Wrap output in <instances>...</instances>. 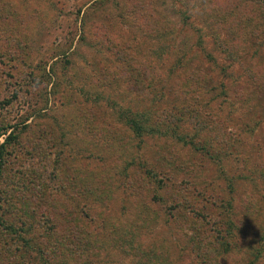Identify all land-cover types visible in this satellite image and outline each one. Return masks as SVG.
<instances>
[{"label": "rangeland", "instance_id": "obj_1", "mask_svg": "<svg viewBox=\"0 0 264 264\" xmlns=\"http://www.w3.org/2000/svg\"><path fill=\"white\" fill-rule=\"evenodd\" d=\"M10 133L0 264H264V0H0Z\"/></svg>", "mask_w": 264, "mask_h": 264}, {"label": "trees", "instance_id": "obj_2", "mask_svg": "<svg viewBox=\"0 0 264 264\" xmlns=\"http://www.w3.org/2000/svg\"><path fill=\"white\" fill-rule=\"evenodd\" d=\"M146 122V126L144 125V121L141 120V121H137L136 119L134 118H127L125 119V123L129 125V127L132 128V131L135 132V134L139 135L142 131H144L145 133H151V132H154V131H157L159 132V130L157 129V125L156 123H153L151 121L148 122V120H145ZM170 132H172L171 134L174 135V136H178L176 135L175 132H173V129H170L169 130ZM11 137V138H15L13 135L8 134L4 140L0 143V167H1V156H2V147L4 145V142L7 141V139ZM199 220H200V217H199Z\"/></svg>", "mask_w": 264, "mask_h": 264}]
</instances>
